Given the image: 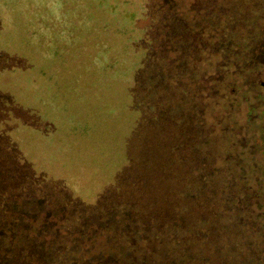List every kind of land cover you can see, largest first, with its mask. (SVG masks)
Instances as JSON below:
<instances>
[{"label":"rangeland","instance_id":"374dc122","mask_svg":"<svg viewBox=\"0 0 264 264\" xmlns=\"http://www.w3.org/2000/svg\"><path fill=\"white\" fill-rule=\"evenodd\" d=\"M187 2L184 17L179 0H0V264H137V250L154 255L140 264H264V0ZM137 97L147 124L164 114L151 129L134 127ZM225 111L239 121L224 124ZM138 128L178 182L175 205L132 183L141 155L130 162L126 143ZM232 138L243 154L230 167ZM122 209L126 235L106 236L118 224L102 215ZM57 217L65 232H52Z\"/></svg>","mask_w":264,"mask_h":264},{"label":"trees","instance_id":"16d2710c","mask_svg":"<svg viewBox=\"0 0 264 264\" xmlns=\"http://www.w3.org/2000/svg\"><path fill=\"white\" fill-rule=\"evenodd\" d=\"M181 3H180V5L179 6H176V8H172L175 12H177L178 14H180V15H183L184 17H187L188 15H190L192 12H193V10L192 9H190L189 8V4H188V2H187V0H184V1H182V0H179ZM161 3H163V2H161ZM166 4V3H165ZM169 5H171V3L168 1V3H167V6H169ZM160 6V5H159ZM164 8V7H163ZM162 8V9H163ZM161 9V10H162ZM160 10V9H159ZM190 18V17H189ZM197 18V16H192V20L193 21H191V22H193L194 23V20ZM189 20V19H188ZM190 22V23H191ZM146 24H148V21H146L145 20V23L143 24V22L141 23V25L144 27ZM142 28V27H141ZM189 29H193V28H195V27H193V26H191V25H189V27H188ZM205 34V33H204ZM148 59H153V56L151 57V56H149L148 57ZM171 61V59L170 58H168V62H170ZM211 63V59L209 58V59H207L206 61H205V67H208L209 66V64ZM210 67H212V66H210ZM209 68V67H208ZM205 70H206V68H205ZM175 73V72H174ZM170 75V77L168 78V84L167 85H169L170 87H174V86H176L177 84H179L180 82H182L183 81V79H182V77L181 76H179V74H175V75H173V72L172 73H170L169 74ZM230 85V87H229V94L228 95H230V94H232L233 92H234V88H232L231 87V84H229ZM191 86V85H190ZM261 87H264V86H259L258 88H261ZM148 90V89H147ZM158 90L159 89H157L156 88V91L158 92ZM154 94H156V92H153V94H151V95H154ZM158 94H160L159 92H158ZM207 95V94H206ZM207 97V96H206ZM139 99V97H137V100ZM147 99V98H146ZM136 110L139 112V118H137V120H136V122H135V125H134V127L135 126H140L141 128H143L144 126H147L149 129H151L152 127H153V123H156L157 121H159L160 120V118L162 117V116H164V114H162V113H159V115L161 116L159 119H158V117L157 116H152V117H150L149 118V123L147 124V122H146V120H145V116H146V111H145V106L144 105H146V103H145V101H143L142 102V100H138L137 101V103H136ZM180 108H178L177 110H179ZM134 110V109H133ZM231 116H233L234 117V119H238V118H240V116H238V115H234V113L232 114H229L228 113V111H225L224 112V117H226L225 119H226V122L224 123V124H226L228 121H230L231 123L233 122V121H231ZM182 119L183 118H181V119H179V120H177V124H178V126H180L181 125V122H182ZM192 120H194V121H199V122H196V125H199L200 124V122L201 123H203L204 122V118H202V116H201V118L199 117V116H197L196 114H195V110L194 109H192ZM237 121H239V120H237ZM234 123V122H233ZM246 123V120H244V122L243 123H241V124H239L240 126H243L244 124ZM186 124V123H185ZM232 125V124H231ZM139 127V128H140ZM139 128L138 129H136V135H135V138L134 137H131L130 138V140L129 141H127V143H126V148H127V154H126V158L128 159V160H130V162H132V160H134V159H136V157L137 156H139V153H140V155H141V157H140V159H142V160H138V165H135V171H136V173H137V175H138V177L136 178V180L135 181H133L132 183L134 184V185H136V189L138 190V189H143V191H144V193L146 194V196H147V198L151 195V194H153V193H151L150 191H152V192H158L160 189H162V190H164V191H162V192H160L159 194H162V197L161 198H163V194L167 191V196L165 197V201H170V203H172L173 205H175L174 204V202H175V200H173L172 198H171V191H173L175 188H171L170 189V186L171 187H173L172 186V183H175V184H178V182H177V180L176 179H170V178H166L165 177V175L166 174H168V172L170 171L169 169H168V167L167 168H162L164 165H160V163H159V154L160 155H162L161 153H158V150L160 149L161 150V148L159 147V145L158 144H154V137L153 136H150V139L148 138V137H146V138H144V139H142V142H141V138H140V136H139V140H138V138H137V133H138V130H139ZM133 133V132H132ZM233 136H235L234 134H233ZM240 137V135H238V138ZM134 141V142H133ZM140 143H138V142ZM230 142H231V144H235L236 145V148H235V150L233 151L232 150V158L230 159V160H227L228 162H226V161H224V163H221V164H223V165H225V166H227V165H229L230 167L234 164V162H236V160L235 159H238V158H240L241 156H242V154L240 153V154H238V156H237V158H234V155H236L235 153H236V150L239 148V147H241V143L239 144V145H237V141L234 139V138H232L231 140H229ZM258 142H260V140L258 139L257 140ZM136 142H137V144H136ZM244 142H246V141H244ZM157 145V146H156ZM245 145V144H244ZM155 146V147H154ZM242 148V147H241ZM154 150L156 151V152H154ZM167 150H168V148H166L165 150H164V152L166 153L167 152ZM138 151H139V153H138ZM135 152L137 153L136 154V157L134 156V154H135ZM165 155V154H164ZM133 157H135V158H133ZM136 161V160H135ZM131 167H125L124 168V170H125V172L126 173H130L131 171H132V169H133V167H132V165H130ZM231 173V175H229V177L230 178H233L234 179V181L236 182V181H239V182H241V183H245V181H246V179L245 180H242L240 177L238 178V180H236V178L232 175V172H230ZM132 177H133V175H131ZM117 182V181H116ZM116 182H115V185H116ZM129 182H131V181H129V180H126V183L128 184ZM135 182V183H134ZM177 182V183H176ZM117 185H119V183H117ZM248 185V184H247ZM177 186V185H176ZM238 185L236 184V183H234V188H235V190H237V192H239V194H241L240 192H242V191H245V187L244 186H240V187H237ZM253 188H258V186H256V185H253L252 186ZM167 188V189H166ZM150 190V191H149ZM242 190V191H241ZM181 195H184L185 194V192H181L180 193ZM187 194H189V198L190 199H192V194H191V192H186V195ZM178 195H179V193H178ZM180 195V196H181ZM151 199V198H150ZM195 199H198V198H195ZM23 202V201H22ZM141 203H143V202H141ZM146 209V212H149V211H151L152 213H150L149 214V218H151V219H153V211H152V209H153V205L152 204H148V208H145ZM14 215H16L17 216V222H16V224H15V227H16V229H17V232H18V238L20 239V232L19 231H22L21 229H18L20 226H19V224L21 223V219H20V217H18V213L16 212V211H13L12 212ZM261 213V212H260ZM12 214V215H13ZM116 214V216H114ZM130 211L129 210H126V211H123V209L121 210V211H118V212H112V214H110V215H108V214H105V215H102V217H104L103 218V220L105 221V222H110V223H117L118 224V230L116 231L115 229H113V227H115V226H111V228L110 227H107V229H106V236H108V237H110V236H112V235H114L115 236V239H118V236L119 235H126L125 233L127 232V229H128V225H129V221H128V219H129V217H130ZM47 215H41V216H39L38 218H37V220L34 222V225L32 226V229H37L38 230V228H40L41 226H44L45 224H46V222H45V217H46ZM53 220H54V222H55V227H53L52 228V232H54V233H56V232H59V231H62V232H65V228H63L62 227V225H63V222H62V220H61V218L60 217H57V218H52ZM122 219V220H121ZM256 219V221L257 220H259V218L258 217H256L255 218ZM58 222V224H57V222ZM132 221V223L133 224H135L134 222V220H131ZM258 225V224H257ZM188 226V225H187ZM257 227V226H256ZM257 229H259V226L257 227ZM263 229V228H262ZM183 231H192V232H194V227L193 226H191V227H188L187 229H183ZM258 231V230H257ZM17 232H15V236L13 237V238H16V235H17ZM32 232V231H31ZM257 233V232H256ZM31 234H33V233H31ZM129 234V233H128ZM134 236H136L135 234H134ZM8 237V236H7ZM86 237H88V235H86ZM92 237V236H91ZM91 237H88V238H85L86 240H88V239H90ZM172 240L174 241V243H176V244H178V245H180V244H185V242L183 241V239L181 240V236H177L179 239H180V241L181 242H179V240H178V238L177 237H175L174 238V233L172 234ZM122 239H123V237H122ZM130 239L131 238H129V239H125V242H126V244H127V247L128 248H131V250H135V249H138V248H136V245H134V246H130L129 245V241H130ZM171 240V241H172ZM95 242H98L96 245V248H97V251H96V253H101V251H102V245H101V243H102V240H100V241H95ZM115 242H117V241H115ZM190 243V242H189ZM173 244V243H172ZM191 244V243H190ZM16 245H18V243L16 242ZM174 245V244H173ZM175 247H179V246H172V248H175ZM112 249H108L107 250V254H109V253H111L112 251H111ZM136 251V250H135ZM151 251L150 250H147L146 252H140L139 250H137V252H136V256H138V258H137V260H136V262H137V264H140L141 262H142V259H141V257L142 256H145V257H148V256H154L153 254H151L150 253ZM195 252V251H194ZM80 253V252H79ZM156 254V253H155ZM122 255V263L125 261L126 262V264H133L134 262H132L131 260H126V256L124 255V254H121ZM167 255H170L171 257H174V255L173 254H167ZM194 254H192V256H193ZM197 255V254H196ZM196 255H194L192 258H191V262H194L193 260L195 259L196 260ZM76 256H78L77 254H76ZM185 257H187V256H183L182 258H180V259H172V264H188L187 262H189V261H186L187 259L185 258ZM78 260H80L81 262H83L82 261V259H83V257L82 256H78ZM171 261V260H170Z\"/></svg>","mask_w":264,"mask_h":264}]
</instances>
